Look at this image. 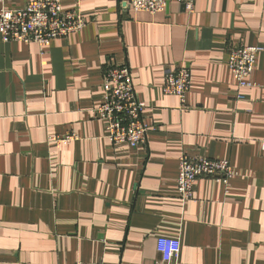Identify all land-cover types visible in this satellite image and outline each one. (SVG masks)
I'll return each mask as SVG.
<instances>
[{
    "label": "crops",
    "instance_id": "0c3cea01",
    "mask_svg": "<svg viewBox=\"0 0 264 264\" xmlns=\"http://www.w3.org/2000/svg\"><path fill=\"white\" fill-rule=\"evenodd\" d=\"M30 0H6L21 8ZM87 23L36 43L0 40V264H154L158 237L175 264H264V0H175L154 15L123 0H61ZM258 45L254 86L235 96L227 50ZM107 64L130 69L151 127L146 143L113 145L91 110ZM184 64L181 105L162 92ZM74 134L67 142L50 139ZM182 153L227 160V186L199 177L177 195Z\"/></svg>",
    "mask_w": 264,
    "mask_h": 264
},
{
    "label": "built area",
    "instance_id": "2783aa9c",
    "mask_svg": "<svg viewBox=\"0 0 264 264\" xmlns=\"http://www.w3.org/2000/svg\"><path fill=\"white\" fill-rule=\"evenodd\" d=\"M0 0V40L36 43L44 50L53 39L64 38L80 31L87 23L77 9H64L61 0H30L21 8H6ZM184 10L192 13L196 0H175ZM170 0H123L120 8L132 12H147L154 15L164 12ZM258 45H239L227 50V66L235 85L237 99L245 98L242 90L254 86L251 76L255 70ZM190 71L184 64L166 70L161 90L166 95L176 96L181 105L190 87ZM102 102L91 110L96 119L104 122L106 136L111 144H128L132 147L146 143L151 127L143 118L145 103L134 91L130 69L126 65L107 64L101 78ZM74 134L49 138L50 142H71ZM264 148V141L261 142ZM236 175L227 160L212 159L202 155L182 153L178 158L176 190L181 200L194 198L197 178H212L227 186ZM156 250L159 258L154 264H175L180 242L176 238L158 237ZM70 264H100V262L76 261Z\"/></svg>",
    "mask_w": 264,
    "mask_h": 264
},
{
    "label": "water",
    "instance_id": "95a60500",
    "mask_svg": "<svg viewBox=\"0 0 264 264\" xmlns=\"http://www.w3.org/2000/svg\"><path fill=\"white\" fill-rule=\"evenodd\" d=\"M169 4V3H168ZM167 7H168V5H167ZM167 7H166V9H167Z\"/></svg>",
    "mask_w": 264,
    "mask_h": 264
}]
</instances>
